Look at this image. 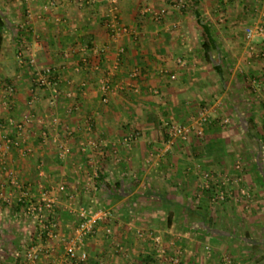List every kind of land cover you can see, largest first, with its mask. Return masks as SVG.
<instances>
[{
    "label": "crops",
    "instance_id": "1",
    "mask_svg": "<svg viewBox=\"0 0 264 264\" xmlns=\"http://www.w3.org/2000/svg\"><path fill=\"white\" fill-rule=\"evenodd\" d=\"M50 1L56 4L51 5ZM112 1L31 0L22 3L17 0L11 5L0 4L11 21L4 33L0 73L9 76V81L13 76L16 86V94L6 97L0 85L1 120L4 122L13 115L21 120L26 112L33 113V108L38 117L45 120L44 125L33 123L22 133V146L11 148L7 162L16 169L25 185L38 179L42 165L45 182L58 181L53 188L66 185L67 191L63 194L68 197L61 201L57 197V203L62 202L67 208L77 203L81 193L78 189L97 188L95 193L99 195L91 201L111 204L118 210L116 219L138 215L137 219L149 220L165 211L171 227L173 220L180 216L193 219L197 215L203 221L211 216L199 205H196L197 210L191 207L211 202L212 191L200 187L206 170L218 177L227 172L234 176L240 173L243 186L251 193L250 203L254 209L249 217L251 226L259 221L264 224V150L254 153L256 160L251 168L240 172L235 168L236 158L241 153L251 155L238 145L250 134L248 123L257 124L261 119L250 93L252 90L246 89L242 82L249 74L260 76V83L264 80V57L260 56L258 64L246 61L259 57L264 40L258 37L248 40L245 33L246 27L264 22V0L244 2L238 9H230L225 4L227 0H187L181 9L175 6L176 0H116L118 21L130 29L128 34L116 38H112L108 26ZM161 12L162 19H159L156 14ZM224 12H236L237 19L218 25L214 15ZM245 18L252 24L243 28L249 22ZM242 28L243 34L240 33ZM205 42L211 45V60L206 57ZM83 46L105 47L106 50L99 55L88 51L86 57L92 63L85 65L80 50ZM256 46L259 52L255 53ZM119 48L124 49L121 56H118ZM66 50L71 51L68 58L64 56ZM30 56L36 59L38 68L53 67L63 73L55 106L49 103L50 90L36 84L33 67L28 64ZM26 66L29 70H24ZM135 68L140 72L138 77L132 78L130 74ZM28 73L32 79L17 82ZM109 74L113 82H124L125 88L111 93L109 102L104 104L100 83ZM134 86L139 88L137 93ZM153 89L160 94L150 97ZM33 91L36 93L34 107L28 101ZM202 106L209 107L213 116L204 135H193L187 141L172 140L164 127L165 120L187 121L188 116ZM226 114L229 117H225ZM54 117L60 121L57 129L51 125ZM45 127L50 134L47 141L41 137ZM69 129L71 135L67 134ZM131 131L139 132V136L130 144H123L122 138ZM10 133L14 137L21 136L13 128ZM55 139L70 146L66 158L58 156ZM49 172L53 173V179ZM4 181L0 162V264H21L22 260L16 256L20 248L25 247L22 244L25 240L20 238L35 235L37 228L31 222L24 225L28 220L16 200L19 191L5 185ZM229 200L235 202L234 197ZM65 201L68 204H64ZM130 207H136L137 213L133 214L132 209L127 211ZM56 213L60 230L66 234L63 225L68 219ZM23 216L25 221L21 220ZM119 226L115 227L119 229ZM203 227L192 229L188 234L209 239L213 235L225 237L221 229H217V233ZM262 228L264 230V225ZM121 233L126 235L127 231L124 229ZM248 234L246 231L245 236ZM101 236L99 231L86 241L90 260L85 264H127L122 257L116 259L115 253H109L111 247ZM246 241H250L249 245L255 242ZM191 248L186 246L190 255L183 258L182 264H224L215 259H201L196 256L198 250ZM53 251L59 249L52 248V252L36 264H66L63 255L58 254L56 258ZM139 257V264H156L146 250L141 251ZM249 264H264V260L256 259Z\"/></svg>",
    "mask_w": 264,
    "mask_h": 264
},
{
    "label": "rangeland",
    "instance_id": "2",
    "mask_svg": "<svg viewBox=\"0 0 264 264\" xmlns=\"http://www.w3.org/2000/svg\"><path fill=\"white\" fill-rule=\"evenodd\" d=\"M187 1V0H186ZM2 2L9 3L10 5L17 0H0V4ZM22 3L26 2V0H21ZM250 3L251 1H239V0H227L225 4L228 5L230 9H238V5H241L242 3ZM253 2V1H252ZM256 2V1H254ZM20 3L21 5H23ZM181 9V8H180ZM226 11V10H225ZM214 18L216 20V23L218 25H221L223 23H226L227 21H232L237 19L236 12L232 14L228 12H224L223 14H216L214 15ZM162 19V18H159ZM241 20V19H240ZM245 20H247L245 18ZM249 22L245 23L243 25V28L246 24H252V21L247 20ZM181 26L178 25L176 28H180ZM243 28L240 29V33L243 34ZM220 29V28H219ZM218 30V29H217ZM249 40V39H248ZM10 43V42H9ZM238 46V45H237ZM251 45L247 46L248 48ZM254 46V45H253ZM10 48V47H9ZM250 49V48H249ZM259 48L257 46L253 49L255 53L258 51ZM246 50V49H245ZM257 50V51H256ZM251 51V49H250ZM259 52V51H258ZM66 53L69 54L68 57H70L71 51L66 50ZM65 56V55H64ZM68 58L67 56H65ZM64 57V58H65ZM261 59V57H254V58H247L246 61L252 60L253 64H258V60ZM255 60V61H253ZM257 60V61H256ZM250 65V64H249ZM28 67L26 66L24 70H29L27 69ZM14 69V68H13ZM12 80L9 81L10 77L9 76H4L3 74L0 73V85L2 83H6L9 85H12L14 87V92L12 95H7L5 94L6 97H12L16 94V89L15 85L13 82V76H11ZM30 77V74H23L22 77L18 78L17 82L27 80ZM32 79V78H31ZM260 76L255 77L251 74L245 76L243 78V84L246 89L252 90L250 93L252 97H254L255 104L257 105L258 111L260 114H258L261 119L260 123L255 124L254 122L248 123V127L250 129V134H248L247 138L243 139L242 142H239V148H242L241 150H247L251 155L247 154H242L241 156H238L236 158L235 165L239 164L240 171L245 170L246 168H251L253 164L255 163V158L256 156L254 155L255 152H261L264 150V80L260 83ZM257 83H255V81ZM135 92V91H134ZM137 93V92H135ZM160 94V93H159ZM157 93V95H159ZM155 95V93H150L149 96L152 97ZM36 96L35 91L32 92L31 98H29L28 101L33 99V97ZM28 99V98H27ZM9 99L7 98L5 101L7 102ZM50 100V98H49ZM37 106V103L36 105ZM34 107V106H33ZM204 106H202L200 109H202ZM208 110L209 107L205 106ZM242 108V107H241ZM199 109V110H200ZM198 110V111H199ZM197 111V112H198ZM210 111V110H209ZM227 111V109H226ZM248 111V110H247ZM197 112L191 113L188 118L191 115L196 114ZM37 112L33 108V113L31 112H26V114H23L22 119H24L25 115H31L33 118L38 117L36 114ZM247 113V112H246ZM225 117H229V114L224 115ZM13 117L18 120L14 115ZM213 117V116H212ZM21 119V120H22ZM166 121H171L170 119H166ZM174 122V121H172ZM184 121H180L179 123H184ZM30 126L25 127L23 130L18 131L21 134L26 132L27 129H29ZM39 127V126H37ZM165 127V124H164ZM14 130V129H13ZM26 130V131H25ZM16 131V130H15ZM17 132V133H18ZM36 132H40L39 129L36 130ZM168 134V133H167ZM23 135V134H22ZM253 135V136H252ZM22 137V136H20ZM250 150V151H249ZM7 161V159H6ZM47 161V159H46ZM49 162V161H48ZM8 165H10L9 162H7ZM11 166V165H10ZM13 167V166H12ZM236 168V166H235ZM209 170H206L207 172ZM204 172V173H205ZM212 172V171H209ZM244 172V171H243ZM57 173V172H56ZM203 173V175H204ZM213 173V172H212ZM38 175V174H37ZM50 178L53 179V173L49 172ZM202 175V176H203ZM226 175H232L234 177V174L232 172H227ZM236 175V174H235ZM217 176V175H216ZM36 178V177H35ZM222 178V177H221ZM4 179H6L5 174H4ZM20 179V177H19ZM36 180L33 185L36 184ZM53 181V180H52ZM22 182V181H21ZM48 190L50 192V195L56 199L55 202V211L59 212L60 215H63L68 220H65L66 225H63V228H65L66 234H70L69 231L72 227H75L77 221H78V216L76 209L81 207V206H102L105 208H110L116 217V212L118 210L113 207L111 204L108 205L106 203L100 204H94L93 201H91L92 198L98 196L99 194L95 193L94 189L91 188H82L81 190L78 189L77 192L79 193V197L76 200L77 203L72 204L70 207L72 208L71 212L67 208V206H64L61 203H57V199L59 198L60 201L64 200L65 197H68L66 194H63L67 191V188L65 192H61L58 187L53 188L58 184V181L52 182L48 184L45 182ZM245 187V185H244ZM239 189V186L234 184V187L232 190ZM247 188V187H245ZM36 190L33 187V191ZM77 192L75 194H77ZM17 193V192H16ZM19 193V192H18ZM191 195L192 193L189 192ZM58 197V198H57ZM233 197V196H232ZM77 198V197H76ZM230 198V197H229ZM228 198V199H229ZM3 199V198H2ZM7 201V200H6ZM68 201V200H67ZM67 201L64 202V204H68ZM74 200H70V202H73ZM235 202H229L225 201L223 203H214L210 202L207 204H193L191 207L193 209H198L196 208V205H199L201 209L206 211L208 215H211L209 218H206L205 221L203 219L201 220V217L195 216L192 219L191 217H186V216H180L179 218H176L173 220V226L171 227L170 224H168V215L167 212L165 211L161 212V214H157L155 216V219H137V216H134L133 214L136 212L135 208H128L127 211L131 210L133 211V216H129L124 218L123 216L118 219L114 218L110 223H102L99 225V228L97 232L100 231L101 237L103 240H106V244L111 247V252L109 251L110 254L115 253V258L117 256L122 257V259L127 263V264H139L141 261V257H139V254L141 251L146 250V253L151 255L153 260H155L156 264H161V263H174V264H182L183 258L187 255H190V250L186 251V246L187 247H192L191 249H196L198 253H196V256H201V259H215L219 260L224 264H227V261H231L233 264H239V262H242L244 264H249L252 261H261L264 260V233L262 232L263 230V225L260 223V221L253 222V226H251V219H249L250 216L253 215L254 209L252 208V204L250 201H246V199H242L240 197V201H237L236 198H234ZM227 202V203H226ZM8 203V202H7ZM90 203V204H89ZM246 205H249L246 207ZM182 211H184V207L181 208ZM137 213V212H136ZM211 213V214H210ZM69 214V215H68ZM207 215V217H208ZM25 216L21 218V220H24ZM26 220L28 222H24L25 226L31 224L29 218L27 217ZM60 222V220H59ZM62 222V220H61ZM64 223V222H63ZM64 223V224H65ZM120 224L119 229H117L115 226ZM205 227L211 230L212 232H219L217 229H221L222 232H224L225 237H220V235H213L212 239L205 238L202 235H189L190 231L193 229H198V227ZM107 227H110L112 229V232L110 235H107L106 229ZM203 227V228H204ZM28 229L29 226H28ZM127 231L126 235H121V230ZM140 229L143 232V235L137 234V230ZM260 229V230H258ZM248 231L250 234H248V237L245 236V232ZM261 231V232H260ZM264 231V230H263ZM96 232V233H97ZM95 233V234H96ZM121 233V234H120ZM28 234V233H27ZM94 234V235H95ZM188 236H187V235ZM222 234L223 233H219ZM152 236H158L160 237L159 242L157 243L152 239ZM32 237V239H31ZM90 238V237H89ZM88 238V239H89ZM217 238V239H216ZM25 240L22 242V244H25V247H21L20 250L17 253V258L18 260H22L21 264H24L27 262L25 254L27 252V249L32 245V244H38V243H47L51 246L52 248H58V252H54L56 254V258H58V254H64L63 251V246L61 242L58 241H46L45 239L38 237V232L35 233V235H31L29 238H20ZM87 239V240H88ZM253 239V240H252ZM256 239V240H255ZM86 240V241H87ZM246 240H251L255 241L253 245H249ZM256 241L258 243H256ZM222 245V246H221ZM122 247V248H121ZM220 250H217L219 249ZM164 250V251H163ZM194 251V250H193ZM45 257V256H43ZM117 259V258H116ZM59 260H63L61 257H59ZM90 260V257H89ZM52 263V262H51ZM67 264V263H66ZM69 264V263H68Z\"/></svg>",
    "mask_w": 264,
    "mask_h": 264
},
{
    "label": "built area",
    "instance_id": "3",
    "mask_svg": "<svg viewBox=\"0 0 264 264\" xmlns=\"http://www.w3.org/2000/svg\"><path fill=\"white\" fill-rule=\"evenodd\" d=\"M31 1V0H26ZM90 2L94 0H88ZM247 1V0H239ZM249 1H259V0H249ZM116 0L111 2V7L109 10L110 19L108 21L109 29L112 33V38H116L121 34H128L130 29L126 26L120 25L117 17V7ZM51 5H55V1H50ZM186 0H176L175 6L182 8L186 6ZM145 10L144 12H146ZM158 18H162V12L156 14ZM177 27V25H175ZM245 33L248 39H254L256 37L264 40V22L259 23L255 26H248L245 29ZM83 54L82 61L85 65H90L91 60L86 57L88 51H92L94 54L99 55L102 52H105L106 48L99 49L98 47L90 48L89 46H83L81 49ZM124 53L123 48L118 49V56H121ZM65 56H69L68 53H65ZM258 56L264 57V49L259 52ZM28 64L30 67H33V73L35 74L36 84L44 89L50 90V100L49 103L53 106L58 102L60 97V84L63 82V73L54 69L53 67L38 68L36 66V59L33 56L28 58ZM97 65V64H96ZM139 69L135 68L130 76L136 78L139 75ZM174 77V76H173ZM112 74L106 76L102 79L100 83L101 91V102L107 104L109 102V96L111 93H116L119 90L125 88L124 82H113ZM82 86L85 85V82L81 83ZM2 87L5 89V94L12 95L14 92V87L12 85L2 83ZM134 91L138 92V86H134ZM153 93L157 94L158 90L153 89ZM68 96H72V93H68ZM36 97H33L29 101V104L33 106ZM228 120L226 119L225 122ZM212 122V115L210 111L203 107L196 114L191 115L186 122H165V129L172 140H189L193 135L203 136L208 125ZM33 123L45 124V120L42 117L33 118L31 115H25L24 119L16 120L13 116L7 117L6 121L1 120L0 115V162L5 174V185L12 186L13 188L19 191L17 195V202L21 204L24 214L29 218L30 222L34 224L37 228L38 237L45 239L46 241H58L61 242L63 246V259L64 263L69 264H85L89 260V252L86 248V240L94 235L99 225L102 223H110L114 218V212L110 208H105L102 206H81L76 209L78 221L71 234H65L60 230V222L55 211V202L56 199L50 195L48 187L45 183L46 173L42 165L39 166L38 179L36 184L28 183L27 185L23 184L19 179L16 169L8 165L6 159L9 151L12 147L22 146L23 137L16 136L14 137L10 133V129L21 131L25 127L30 126ZM53 129H57L60 125V121L57 117H54L51 121ZM20 133V132H18ZM67 134L71 135L72 131L67 130ZM22 136V134H21ZM139 136V132L131 131L127 133L122 138V143L125 145L130 144ZM41 137L44 141H47L50 137L49 130L45 127L41 130ZM56 142H58L55 139ZM58 156L60 158H66L70 154V146L65 142H58ZM240 165H236V170L240 172ZM234 184L239 186V189L232 190ZM33 187L34 190L33 191ZM200 187L212 191L211 201L214 203H223L228 200L229 197L236 198L237 201H240V197L247 199V202L251 199V193L247 188L243 186V176L239 173L234 177L232 175H226L222 178L216 176L212 172H205L201 177ZM58 189L61 192H65L66 185L60 184ZM97 190V188H94ZM4 200L10 201L8 198ZM249 205H246L248 207ZM107 235H110L112 229L107 227ZM137 234L143 235V232L138 229ZM160 237L152 236V239L159 242ZM122 248V247H121ZM164 251V250H163ZM52 252L51 246L47 243H38L32 244L25 254L26 260L29 264H36L43 256H47ZM52 264H61L59 262H53ZM167 264V263H161ZM170 264V263H168ZM174 264V263H171ZM227 264H233L230 260L227 261Z\"/></svg>",
    "mask_w": 264,
    "mask_h": 264
},
{
    "label": "trees",
    "instance_id": "4",
    "mask_svg": "<svg viewBox=\"0 0 264 264\" xmlns=\"http://www.w3.org/2000/svg\"><path fill=\"white\" fill-rule=\"evenodd\" d=\"M10 24H11V21L8 18L7 13L5 12L4 9H2L0 7V53H1L2 48H3V41H4V33H5V30H7V28L10 26ZM203 47L205 49V53H206L207 59L211 60L212 59L211 56H210L211 45L208 44L207 42H205L203 44ZM261 163L262 162H260V164Z\"/></svg>",
    "mask_w": 264,
    "mask_h": 264
}]
</instances>
